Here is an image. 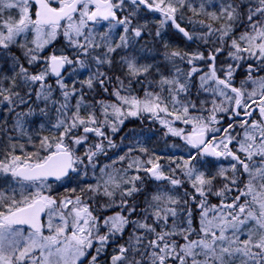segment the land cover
Returning a JSON list of instances; mask_svg holds the SVG:
<instances>
[{"label": "snow or ice", "instance_id": "obj_1", "mask_svg": "<svg viewBox=\"0 0 264 264\" xmlns=\"http://www.w3.org/2000/svg\"><path fill=\"white\" fill-rule=\"evenodd\" d=\"M0 264H264V0H0Z\"/></svg>", "mask_w": 264, "mask_h": 264}]
</instances>
